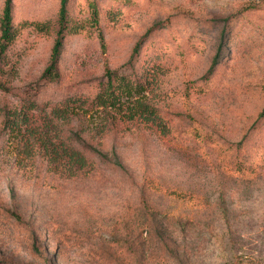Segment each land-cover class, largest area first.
Here are the masks:
<instances>
[{"label":"rangeland","instance_id":"rangeland-1","mask_svg":"<svg viewBox=\"0 0 264 264\" xmlns=\"http://www.w3.org/2000/svg\"><path fill=\"white\" fill-rule=\"evenodd\" d=\"M89 1L68 0L69 16L83 20ZM113 1L99 24L104 48L96 30L67 37L60 79L46 85L55 38L34 25L54 24L60 0H12L18 37L0 60V264H264V0ZM106 69L145 86L167 134L98 132L104 118L83 100ZM24 118L31 133L12 128ZM79 128L121 167L90 156L71 176L45 153ZM143 189L178 232L158 217L143 242Z\"/></svg>","mask_w":264,"mask_h":264},{"label":"trees","instance_id":"trees-1","mask_svg":"<svg viewBox=\"0 0 264 264\" xmlns=\"http://www.w3.org/2000/svg\"><path fill=\"white\" fill-rule=\"evenodd\" d=\"M67 5L68 0H60L59 10L54 24H49L45 21L37 22L36 25H34L36 31L40 34H50L55 38L50 54L49 65L41 75V82L46 85L55 83L60 79L59 62L63 42H65L67 37L75 36L82 31L96 30L101 47L102 49L104 48L103 35L100 33L99 24L104 20V15H107L109 12L112 13L116 8H112L109 12L107 10L117 4L113 0H102L100 3L94 0L89 1L87 15L81 21L75 20L69 16ZM248 10L257 11L259 10V6L253 4ZM161 26L162 25H160V27ZM16 29L14 25L12 0H4L0 16V60L3 59L7 50L11 48L17 40L18 32ZM147 34L148 33H146L145 36ZM225 34L226 31H223L222 40H225ZM141 41L134 48L133 57L138 56V49L141 45ZM217 60L218 56H215L208 69L207 75L211 76L213 74ZM144 92L145 86L141 84V82L132 80L129 74H120L106 69L102 80L96 84V92L92 99H84L83 104L87 106L85 108L86 112L91 111L93 114L97 115L98 120V114L104 118V124L100 127L99 133H103L112 127L116 130L120 127L129 128L133 125H143L145 127L155 128L158 132L162 130V135L167 134L165 123L159 116L157 109L145 100ZM78 101L81 100L79 98L76 100H68L65 102L63 108H66V110H68V108H75ZM63 117L65 116H62V118ZM259 117H264V111L260 113ZM20 124L25 125L24 133H31L32 129H29L28 120L25 118L19 120L18 124H13L12 128L18 131L20 130ZM82 133L86 134L87 130L79 128L78 132L69 133L64 140H60V138L57 137L52 144L49 143L44 147L45 153H48L49 157L51 156L54 161L61 160L62 165L67 167L68 171L71 172V176H74L85 167L87 161H90L88 159L90 156L98 158L102 165H107L113 169L121 167L115 153H112L109 158L107 154H103L96 147L90 145ZM52 161L53 160L50 158V163H52ZM145 192L146 190L143 189L136 208V228L139 230V237L143 238V242L145 239L151 238L152 223L158 217L163 221L161 225L166 226V230L164 229V231H168L170 234L178 232V230H175V228L179 226L177 225L179 224L177 223L178 220L175 221L172 217H166L159 211L151 209L149 207L150 202L145 197Z\"/></svg>","mask_w":264,"mask_h":264}]
</instances>
